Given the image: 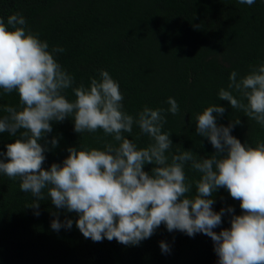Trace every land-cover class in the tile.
Segmentation results:
<instances>
[{"label":"trees","instance_id":"trees-1","mask_svg":"<svg viewBox=\"0 0 264 264\" xmlns=\"http://www.w3.org/2000/svg\"><path fill=\"white\" fill-rule=\"evenodd\" d=\"M15 13L23 15L27 29L46 41L49 51L63 48L55 59L74 78L73 87L81 83L87 87L91 78H100V70L107 71L119 84L123 110L134 118L146 106L167 110L168 98H174L179 111L176 115L165 111L162 128L173 143L165 153L169 163L171 155L184 150L199 157L215 153L207 138L196 133L195 122L196 115L213 104L225 109L223 115L213 114L218 125L239 119L231 135L242 144L264 142V127L218 97L221 88L229 90L231 72H237L239 80L264 64V0L251 6L238 0H0V18L6 22ZM64 95L75 99L71 88ZM233 95L241 99L234 91ZM4 106L19 109L15 91L4 94L0 89V118L7 115ZM123 135L138 148L153 142L135 123L132 132ZM15 138L0 133V153ZM45 138H58L56 147L48 144L45 170L62 163L68 147L103 150L105 143H117L100 129L76 133L71 118L52 122V132ZM152 167L145 165L144 170ZM184 171L186 183H192L189 195H195L194 181L201 174L190 163ZM212 199L214 211L225 209L222 223L213 229L219 233L230 227L232 215L242 211L225 188L217 189ZM33 202L30 193L20 190L18 179L0 173V264H218L213 241L202 233L190 237L169 232L161 224L138 245L106 238L94 242L76 227V213L57 209L46 199L39 203L37 216L29 207ZM229 206L232 213L227 212ZM57 218L61 224L71 219L72 227L54 231L51 222ZM161 241L169 252H162Z\"/></svg>","mask_w":264,"mask_h":264},{"label":"clouds","instance_id":"clouds-1","mask_svg":"<svg viewBox=\"0 0 264 264\" xmlns=\"http://www.w3.org/2000/svg\"><path fill=\"white\" fill-rule=\"evenodd\" d=\"M238 2L251 6L255 0ZM59 52L63 48L49 51L48 43L27 29L22 14H11L6 22L0 18V89L4 94L15 91L20 105L3 107L7 115L0 118V133L16 138L0 153L6 157V161L0 158V173L18 179L20 190L32 195L29 207L36 210L34 214L39 215L41 201L50 199L57 209L76 213V227L94 242L106 238L138 245L163 224L169 232L210 237L218 264H264V142L242 144L231 135L239 119L218 125L213 114L223 115L225 109L213 104L197 114L195 122L196 133L207 138L215 153L199 157L184 150L171 155L169 163L165 153L173 143L162 128L165 111L178 113L176 100L168 98L167 110L146 106L134 118L123 110L119 84L107 71L100 70V78H91L87 87L83 83L73 87L74 78L55 59ZM237 75L230 73L229 90L221 88L219 100L264 127V64L252 67L239 80ZM69 88L72 101L64 95ZM66 118L73 120L78 134L100 129L117 143H105L103 150L68 147L62 163L45 170L48 144L53 148L58 144V138L48 141L46 134L52 132V122ZM134 123L152 143L138 148L123 135L132 132ZM188 163L201 174L194 181L195 195H189L192 183H186ZM145 165H153L150 172ZM219 188L240 202L242 214L232 215L230 227L217 233L213 229L222 223L225 212L213 210L212 197ZM233 211L227 208L228 213ZM72 224L71 219L61 224L57 218L51 228L70 229ZM159 246L169 252L165 242Z\"/></svg>","mask_w":264,"mask_h":264}]
</instances>
